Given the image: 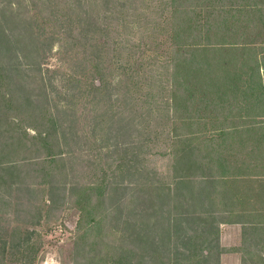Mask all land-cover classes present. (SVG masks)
Instances as JSON below:
<instances>
[{"label":"rangeland","instance_id":"374dc122","mask_svg":"<svg viewBox=\"0 0 264 264\" xmlns=\"http://www.w3.org/2000/svg\"><path fill=\"white\" fill-rule=\"evenodd\" d=\"M174 4L192 9L203 3L46 0L37 11L33 0H0V92L12 97L11 107L0 101V149L5 157L12 132L19 140L40 129L56 159L42 165L47 172L26 161L12 177L0 171V245L35 232L38 249L30 264H204L190 252L207 254L211 264H264V222H244L221 190L214 193L215 184L223 186L215 182L218 158L251 152L244 158L254 162L264 152L256 147L264 143V112L229 91L237 84L250 92L239 73L255 60L264 82V13L230 25L232 34L225 36L235 49L219 52L228 61L217 65L218 53L205 55L211 75H242L213 90L201 82L202 72L185 79L164 64L175 46L166 29ZM204 27L212 35L217 30L215 23ZM102 81L104 90H94ZM171 92L178 100L189 96L187 111H174ZM9 121L17 125L12 129ZM229 126L238 127V143L217 135L216 127ZM179 138L193 148L188 160H178L186 175L176 179ZM198 176L213 182L203 185ZM87 222L95 227L87 229Z\"/></svg>","mask_w":264,"mask_h":264},{"label":"trees","instance_id":"16d2710c","mask_svg":"<svg viewBox=\"0 0 264 264\" xmlns=\"http://www.w3.org/2000/svg\"><path fill=\"white\" fill-rule=\"evenodd\" d=\"M40 0H33V6L36 8L37 11H40L41 8L45 7L46 0H41L42 4L38 6V2ZM182 1V0H177ZM184 1V0H183ZM187 1V0H185ZM202 5L197 6V8H183L174 6L171 10L170 17L168 18V21L171 23L168 25L166 29H169V33L171 36H173V43L175 46H170L171 50L169 52V55L167 57V60L164 62V64L167 65V68L171 71V73H177L183 75L185 79L187 77H192L193 73H199L202 76L205 77L203 81H201L204 86H210V88L214 89H220V86L224 85L225 80H229L228 83H234V82H240L239 78H242V74L245 73L243 79H245L248 82L250 92L248 93L247 90L243 87L240 88L239 85L236 84V88H232L229 91H235L233 94V98L235 100H239V98H242V101L246 99H251V108L250 110L256 111V113H263L264 112V104L262 103V100L264 98V82L262 80V75L260 73V68L257 67L259 65L257 61L255 60L253 62L252 67H247L244 70H240L241 73H235L233 72L230 74L229 71L222 70L220 73V76L218 75H211V62L205 57L206 54H210L212 56V53H218L217 57L215 59H218L217 65L223 64V59L219 57V52L226 51L229 52L231 49H235L232 47L230 36H225V33L232 34V30L230 28V25L232 27V23H236L235 25L241 26L245 22H253L255 18L263 19L262 15L264 13V5L259 4L257 0H201ZM207 23H215L217 26V30L214 32V35H212L209 31V28H205L204 25ZM245 26V25H244ZM220 32H219V31ZM207 32V33H205ZM221 34V35H219ZM216 42V44L212 43ZM8 46H10V42H6ZM247 45H252L250 43H247ZM247 46H240L237 48L244 49ZM236 48V49H237ZM250 53V52H249ZM213 57V56H212ZM204 58V61H203ZM225 61H228L226 58ZM215 63V62H213ZM247 63V62H246ZM225 64V62H224ZM257 67V68H256ZM191 71L193 73H191ZM238 74V75H237ZM194 75V74H193ZM182 78V77H181ZM1 79V75H0ZM3 79V78H2ZM1 79V81H2ZM189 79V78H188ZM0 81V85H2V82ZM132 81V76H130L128 82ZM179 81V79H178ZM4 86H2L3 88ZM106 87V84L104 81L101 82V84L94 86L93 89L97 91H103ZM1 88V89H2ZM208 88V87H205ZM210 91V90H209ZM222 92H227L226 89ZM171 95H169L168 102L172 106L175 112H178L181 114L180 108H183L184 111H187L188 105L190 104L188 102V97L184 98L185 100H178L175 93L171 92ZM219 97V96H217ZM11 96L6 93L4 90L0 92V101L2 104H5L7 107H11L10 100ZM213 102L219 103V100L212 97ZM184 101V102H183ZM264 116V115H262ZM11 123L10 127L13 129L15 124L13 121H9ZM186 127V124H185ZM238 127H225V128H219L216 127L217 135L220 138L227 139L225 136L232 137L231 143H238L240 140H238L240 137L237 138L236 130ZM252 130V129H251ZM186 131H191V127H188ZM25 133V132H23ZM37 135H23L22 139L15 140L14 135L15 132L11 133V136L13 137V140H10V142L6 143V145H9L10 149L4 147L3 150L5 151L6 156H3V151L0 149V171L6 170V172H11V177L16 175L13 170H17L19 166L22 165V162L26 161L29 163H33V165H40V169L43 172L45 171V168H42V165H49L55 161V151L53 150V144L50 143L48 140V133L43 132L42 130H38L36 133ZM232 134V135H230ZM263 137V136H261ZM187 138V137H186ZM178 148L177 153L174 155V166L177 170V173H174V176L176 179L179 177H183L186 174H181L180 171H183L184 168L180 166L178 160H188V153L192 154V151L190 149V142L186 141L185 138H179L178 140ZM4 146V145H3ZM221 147V146H220ZM257 148H264L263 144L256 145ZM233 150V149H232ZM228 150H226L227 152ZM227 156V153H226ZM244 157L249 159L253 157L251 152L245 153ZM240 156V154L237 156L235 160H228L226 157L224 158H218L217 162L219 165L218 170L220 173L218 175V179L215 182H219L223 186L220 188L216 186V189L214 190L215 195H221L218 192V189L221 190L223 196H224V203L230 204L232 206L235 201L238 199V197L245 194L243 192L244 187H241V189L237 188L242 182L246 183V180L251 179L252 177H257L258 182L259 180H263L264 178V152L259 157H257L254 162L250 160V162L246 159ZM31 158H36V160H31ZM257 159L259 161L257 162ZM195 164L199 165L197 162L194 161ZM193 166V164H191ZM201 165V164H200ZM175 170V171H176ZM47 172V171H45ZM190 173V172H189ZM192 174V173H191ZM215 174V173H212ZM2 173H0V177H2ZM204 176V175H203ZM199 177V176H198ZM201 180V183L203 185L208 184L209 182H213L212 180H207V182H204L203 177H199ZM262 184V183H261ZM264 188V184L259 185V188ZM206 192V190H202V193ZM228 193V194H226ZM259 196V195H258ZM230 197H233L235 200L231 199ZM222 198V197H221ZM227 199V200H226ZM229 202V203H228ZM232 208V207H231ZM235 212L241 216V212L239 210L237 211L235 208H233ZM92 209L90 208L89 204H85L84 207V213L82 214L83 217L86 215L88 218L90 216L89 212H91ZM257 211L264 212L262 210H255L252 214H250L249 218L242 217L244 219V222L246 223H252V224H263L264 220V214L259 213ZM86 213V214H85ZM87 221V217H85ZM85 221V222H86ZM225 222H230L229 220H226ZM93 223V222H92ZM92 223H85L84 225L88 226L87 229H91L92 227H95ZM212 227H209L210 231ZM207 232V231H206ZM29 236L26 237L23 242H19L15 245L7 246L6 242H3L0 245V264H6L5 260L11 259L15 261H19V264H30L32 255L37 251V239L32 238V234L35 232L28 231ZM217 234V233H216ZM26 241V242H24ZM194 244V242L192 241ZM203 247L200 248V251ZM190 255L192 256L191 260L203 258L204 264H211L209 261V258L207 254L202 255V253L198 254V252H190ZM193 261H191V264ZM10 264V263H8Z\"/></svg>","mask_w":264,"mask_h":264},{"label":"crops","instance_id":"0c3cea01","mask_svg":"<svg viewBox=\"0 0 264 264\" xmlns=\"http://www.w3.org/2000/svg\"><path fill=\"white\" fill-rule=\"evenodd\" d=\"M259 181H260V183L258 182V178L257 177H255L254 179L251 178L249 180H246V184H253V187L245 185V187L243 189V192L245 194H243L242 196L238 197V199L232 205V208L238 209L239 212H241V216L242 217L249 218L250 214L255 212V210H257V209L258 210H262L260 208L264 204V188L262 187L261 191H259L258 188L254 189L256 184H259V185L264 184V179L263 180H259ZM258 200H262L263 203L258 204L257 203ZM256 203L258 204L259 207H255Z\"/></svg>","mask_w":264,"mask_h":264}]
</instances>
